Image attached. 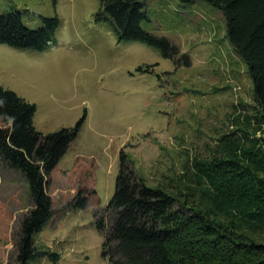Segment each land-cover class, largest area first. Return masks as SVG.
Instances as JSON below:
<instances>
[{"label":"rangeland","instance_id":"374dc122","mask_svg":"<svg viewBox=\"0 0 264 264\" xmlns=\"http://www.w3.org/2000/svg\"><path fill=\"white\" fill-rule=\"evenodd\" d=\"M143 5L142 28L174 43L177 61L141 41L119 40L110 22L96 18L100 0H0V13L13 7L32 29L40 26V15L62 22L43 50L0 44V86L35 104L33 123L42 133L72 126L86 113L55 168L61 178L50 177L54 213L34 234L39 254L25 264H109L95 213L114 192L122 150L149 186L200 209L221 230L264 244V226L247 220L264 203L230 197L221 181L231 173L217 169L233 159L251 170L248 190L264 184V172L252 159L264 150V119L247 65L226 35L223 13L206 0ZM145 67L149 71L139 69ZM5 172L0 264H18L13 236L30 208L27 183ZM76 177L91 181L84 208L59 201Z\"/></svg>","mask_w":264,"mask_h":264},{"label":"trees","instance_id":"16d2710c","mask_svg":"<svg viewBox=\"0 0 264 264\" xmlns=\"http://www.w3.org/2000/svg\"><path fill=\"white\" fill-rule=\"evenodd\" d=\"M206 1L225 17L226 35L247 65L254 99L264 119V0ZM143 4L144 0H100L96 18L110 22L119 40L141 41L177 61L179 49L174 43L142 28L146 19ZM40 20V26L32 29L24 24L17 9L11 7L0 13V44L21 49L47 48L62 22L56 15H40ZM139 69L149 71L148 67ZM35 110V104L0 86V173L14 172L27 183L30 206L20 217L13 236L18 264H25L39 254L34 234L54 213V198L47 191L50 177L61 178L55 168L77 137L86 116L84 113L72 126L42 133L33 123ZM252 159L264 172V150L259 148ZM237 162L226 159L224 166H217L231 173L221 184L230 188L229 195L236 200L244 198L249 205L254 201L264 203V184L254 192L248 190L245 182L251 170ZM72 183L73 194L68 197L70 193H66L59 201L66 199V206L84 208L91 193V181L76 177ZM223 185L217 188L221 191L219 187ZM55 194L58 196L59 192L56 190ZM255 209L247 220L264 226V206ZM95 214L96 226L103 235L102 253L108 256L109 264H264V244L242 233H232V229L221 230L208 222L200 209L161 188L149 186L135 172L123 150L119 153L114 192ZM49 256L57 259L55 253Z\"/></svg>","mask_w":264,"mask_h":264}]
</instances>
